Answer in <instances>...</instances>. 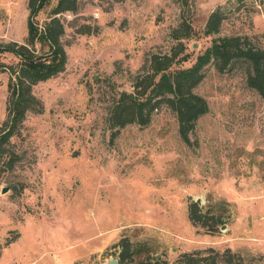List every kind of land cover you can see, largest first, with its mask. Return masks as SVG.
<instances>
[{
  "label": "rangeland",
  "instance_id": "374dc122",
  "mask_svg": "<svg viewBox=\"0 0 264 264\" xmlns=\"http://www.w3.org/2000/svg\"><path fill=\"white\" fill-rule=\"evenodd\" d=\"M216 6L225 18L204 35ZM27 13V0H0L1 42L25 40ZM56 16L64 68L31 87L41 109L0 147V264H107L122 237L133 259L153 264L184 254L198 264H264V98L246 85L244 62L201 67L191 91L206 111L187 142L165 105L145 125L108 119L150 53L175 52V70L216 36L246 34L264 48V0H75ZM174 28L185 35L172 38ZM7 77L0 70V124Z\"/></svg>",
  "mask_w": 264,
  "mask_h": 264
},
{
  "label": "trees",
  "instance_id": "16d2710c",
  "mask_svg": "<svg viewBox=\"0 0 264 264\" xmlns=\"http://www.w3.org/2000/svg\"><path fill=\"white\" fill-rule=\"evenodd\" d=\"M49 1L27 0L26 36L22 43L0 41V54L8 53L16 58L15 63L8 65L0 61V70L8 74L5 116L0 124V147L15 133L26 112H38L41 109V103L31 93V87L64 68L66 55L60 39L63 24L56 15L73 9L75 0H56L47 19L38 24L35 17ZM224 18V12L220 6H216L204 20L203 34L217 33ZM184 35L178 28L170 31V36L175 39ZM174 58L175 52L150 53L144 57L142 65L132 77V90L121 91L110 108L108 119L112 126L122 127L132 122L145 125L152 113L165 105L174 113L180 138L187 142L194 121L206 111L205 100L191 89L201 80V67L209 60L217 71H223L232 62H244L247 65L246 85L264 98V48L252 43L246 34L212 38L204 52L189 67L169 70ZM184 59L182 55L180 60ZM8 157L12 158L11 152ZM8 163L12 161L9 159ZM191 206L189 217L193 220L197 206L194 202ZM111 246L118 248L117 264L154 263L149 256L133 259L135 250L124 237ZM161 264L198 262L192 254H184L177 260L170 263L163 261Z\"/></svg>",
  "mask_w": 264,
  "mask_h": 264
},
{
  "label": "water",
  "instance_id": "95a60500",
  "mask_svg": "<svg viewBox=\"0 0 264 264\" xmlns=\"http://www.w3.org/2000/svg\"><path fill=\"white\" fill-rule=\"evenodd\" d=\"M6 189H7L6 187H3L1 188L0 192L3 193ZM196 203H198V201H196ZM107 264H117L116 258H110Z\"/></svg>",
  "mask_w": 264,
  "mask_h": 264
}]
</instances>
